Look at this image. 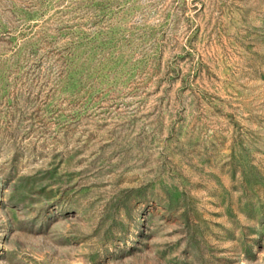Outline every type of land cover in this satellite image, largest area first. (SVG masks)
<instances>
[{"label": "rangeland", "instance_id": "374dc122", "mask_svg": "<svg viewBox=\"0 0 264 264\" xmlns=\"http://www.w3.org/2000/svg\"><path fill=\"white\" fill-rule=\"evenodd\" d=\"M0 264H264V0H0Z\"/></svg>", "mask_w": 264, "mask_h": 264}]
</instances>
